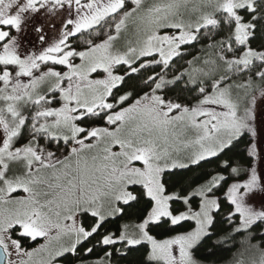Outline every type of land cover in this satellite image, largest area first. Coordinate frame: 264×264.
Returning a JSON list of instances; mask_svg holds the SVG:
<instances>
[{"label": "rangeland", "instance_id": "rangeland-1", "mask_svg": "<svg viewBox=\"0 0 264 264\" xmlns=\"http://www.w3.org/2000/svg\"><path fill=\"white\" fill-rule=\"evenodd\" d=\"M257 1L0 0V139L6 140L0 149V245L6 264H107L88 250L83 257L73 253L89 235L80 215L98 224L115 217L119 205L134 199L135 187L151 209L103 245L146 244L155 264H193L191 251L208 233L224 177L194 191L197 208L185 197L184 209L174 212L176 197L163 188V175L217 156L244 133L254 163L235 173L224 197L241 227L264 218V92L253 94L264 85V52L247 48V26L238 21L239 12ZM221 15L237 20L235 46L218 53L226 66L208 55L192 61L186 78L210 85L191 109L163 101L154 89L136 99L108 100L122 79L117 68L166 66ZM84 32H92L90 40L74 45ZM253 63H262L261 78L242 79L239 68ZM227 69L230 77L213 83ZM24 111V122L16 124ZM99 112L100 126L84 124ZM21 128L27 133L17 142ZM161 220L190 221L193 228L155 240L147 227ZM18 227L39 237V245L18 248L9 237Z\"/></svg>", "mask_w": 264, "mask_h": 264}, {"label": "trees", "instance_id": "trees-1", "mask_svg": "<svg viewBox=\"0 0 264 264\" xmlns=\"http://www.w3.org/2000/svg\"><path fill=\"white\" fill-rule=\"evenodd\" d=\"M239 17L238 21L247 26L248 29L245 42L247 48L256 52H264V0L255 2L251 10L240 11ZM236 22L237 20L234 18H225L221 15L215 25L201 28L197 32L195 40L183 46L179 54L166 66L162 64L140 66L137 64L133 67L139 68L132 72L125 66L117 68L116 73L122 76V79L120 85L112 90L108 100L114 103L124 95L136 99L154 89L163 101L191 109V106L202 98V88L210 84L191 82L186 78L187 70L194 59L207 55L218 61L221 66L228 65L218 53L227 47L233 48L235 46L234 29L237 25ZM91 33L79 34L73 38V44L77 45L89 41ZM86 44L87 47L90 45L89 43ZM234 51L239 52L238 49ZM261 65L262 63H253L248 68H239L238 73L241 74L242 79L244 76L260 79L261 77L258 75ZM227 70H229L228 73L225 71L216 77L213 83L216 81L220 83L222 78L230 77V69ZM262 92H264V85L254 90V97H260ZM26 113L27 111L21 112V116L15 123L18 124L20 119L26 116ZM102 114L103 112L87 115L85 119H89L88 123H83L88 127L89 125L100 126L103 123ZM251 148L252 141L248 134L244 133L217 156L184 169L166 172L163 175V188L168 194L176 197L171 202V209L174 212L184 209L181 200L185 197H192L189 199L191 207L197 208L199 199L191 196L194 191L212 180L216 181V179L224 177L215 192L221 198L218 208L212 214L208 233L191 251L193 264H264V218L257 219L256 222L246 228L241 227L239 216L230 214L233 213V207L224 197L229 184L234 180L235 173H246L252 167L254 156L251 153ZM132 191L134 199L119 205V213L115 217L103 220L100 224L95 217L88 213L80 215L82 229L89 235L78 243L75 256L83 257V252L88 250L89 257L103 258L107 264H155L148 259L149 247L146 244L127 246L125 243L108 245L102 243L107 237L119 235L126 226L140 223L151 209V200L144 195L141 187H135ZM192 228L193 223L190 221L172 225L167 220H161L158 223L148 225L147 232L155 240L161 241L181 236L188 233ZM17 232L18 228L10 230L13 239L24 245L27 242L26 239L16 236ZM27 246L29 249L33 247L26 245V249Z\"/></svg>", "mask_w": 264, "mask_h": 264}, {"label": "flooded vegetation", "instance_id": "flooded-vegetation-1", "mask_svg": "<svg viewBox=\"0 0 264 264\" xmlns=\"http://www.w3.org/2000/svg\"><path fill=\"white\" fill-rule=\"evenodd\" d=\"M65 37H66V40H67V37L68 36H65ZM70 38H71V36H70ZM22 118L20 120H22ZM30 121H32V120H30ZM22 122H24V120H22ZM34 122H35V119H34ZM22 132L27 133V131H25L24 128H21V130L17 131V133H19V140L17 142H20L22 139H24L23 138L24 133H22ZM32 134H29L28 136L26 135L25 139L26 138H29V137H32ZM5 142H6L5 139H2V140L0 139V149L3 147V145L5 144ZM16 236L21 237L23 239H26L27 242L24 245L21 244L18 240L13 239V237L10 234V231H9V237H10V239L17 244L18 248H21L24 251H29V250L35 248L40 243V241H39L40 238L39 237L38 238H30L27 235H25L23 232H21V229L19 227H18V232H17ZM26 245H32L33 247L29 249V247L27 246V249H26ZM76 247H75V249H76ZM75 249L73 250V253H74ZM5 254H6V252H5ZM6 261H7V254H6ZM6 261H5V264H6Z\"/></svg>", "mask_w": 264, "mask_h": 264}, {"label": "water", "instance_id": "water-1", "mask_svg": "<svg viewBox=\"0 0 264 264\" xmlns=\"http://www.w3.org/2000/svg\"><path fill=\"white\" fill-rule=\"evenodd\" d=\"M6 254L4 249L0 246V264H5Z\"/></svg>", "mask_w": 264, "mask_h": 264}, {"label": "bare ground", "instance_id": "bare-ground-1", "mask_svg": "<svg viewBox=\"0 0 264 264\" xmlns=\"http://www.w3.org/2000/svg\"><path fill=\"white\" fill-rule=\"evenodd\" d=\"M91 221V220H90Z\"/></svg>", "mask_w": 264, "mask_h": 264}]
</instances>
